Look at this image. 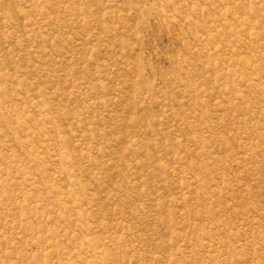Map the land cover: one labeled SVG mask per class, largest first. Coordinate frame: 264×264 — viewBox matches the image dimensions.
I'll return each mask as SVG.
<instances>
[{"label": "rangeland", "instance_id": "obj_1", "mask_svg": "<svg viewBox=\"0 0 264 264\" xmlns=\"http://www.w3.org/2000/svg\"><path fill=\"white\" fill-rule=\"evenodd\" d=\"M0 264H264V0H0Z\"/></svg>", "mask_w": 264, "mask_h": 264}]
</instances>
